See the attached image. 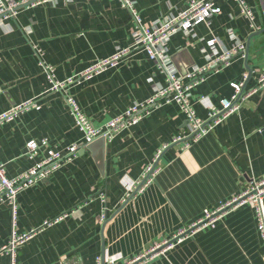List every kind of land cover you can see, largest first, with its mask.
Returning <instances> with one entry per match:
<instances>
[{"label": "crops", "instance_id": "1", "mask_svg": "<svg viewBox=\"0 0 264 264\" xmlns=\"http://www.w3.org/2000/svg\"><path fill=\"white\" fill-rule=\"evenodd\" d=\"M244 1L252 8L257 29L250 27L235 0H215L218 13L187 34L174 33L166 43L177 74L184 76L205 64L206 40L217 38L220 52L233 45L230 31L245 42V56L234 57L190 89V103L202 120L231 96V82H243L246 92L264 74V0ZM188 2L136 0L135 7L142 22L150 25L176 16ZM132 41L131 15L118 0L45 2L22 8L0 23V113L34 98L41 105L0 126V163L7 177L41 162L48 148L80 146L82 133L65 94L101 128L131 104L149 98L155 87L166 85V75L146 52L135 49L63 92H47L44 65L52 66L56 80H64ZM187 133L185 114L169 102L105 141L104 150L80 146L71 162L17 194L15 218L11 206L0 203V247L8 243L12 230L25 234L37 228L18 246L15 264H112L101 261L104 254H120L113 264H123L171 239L204 210L216 208L264 176V82L240 102L238 111L203 136L181 138ZM43 139L47 145L29 157L26 143ZM154 159L157 171L151 182L122 201L126 186L140 181ZM65 212L69 214L55 221ZM45 221L51 224L38 229ZM0 264H10L8 254H0ZM137 264H264L254 210L244 204L214 226Z\"/></svg>", "mask_w": 264, "mask_h": 264}, {"label": "built area", "instance_id": "2", "mask_svg": "<svg viewBox=\"0 0 264 264\" xmlns=\"http://www.w3.org/2000/svg\"><path fill=\"white\" fill-rule=\"evenodd\" d=\"M54 1L56 0H0V23H2V21L9 16H15V14H17V12L22 8H30L45 2ZM235 1L239 4L241 13L248 20L250 27L253 30L257 29L254 22L252 8L248 6L244 0ZM118 2L120 6L128 10L131 15L133 37L132 44L129 47L118 48L111 56L97 61L86 70L64 80H56L52 66L44 65L42 61H40V63L44 65V69L47 74L46 76L49 85L47 92H63L66 90L68 85L73 84L82 78H89L108 67L114 66L119 62V60L130 54L135 49L146 52L147 56L154 62L157 69L166 75L167 82L163 87H155L153 94L149 98L143 102L131 104L122 114H119L112 120L108 121L107 124L101 128L95 127L92 124L73 96L64 93V100L68 110L74 119L75 125L82 133V142L80 146H86L100 137H103L105 141H110L126 127L136 124L151 110L169 102H175L178 104L180 110L187 118L188 133L187 135L181 136V138L187 137L189 139L191 138V140H196L210 131L215 125L220 123L230 114L238 111L240 102L251 93L255 92L259 87H261V83L264 82L263 74L259 79V83L246 92H243L242 90L243 82H231L230 86L233 90L232 94L229 98L221 100L220 108L212 107L209 112L208 120L198 118L190 103V89L201 81L206 74L210 72H217L222 67L228 65L234 57L245 56L244 40H240L237 38L235 32L230 31L229 36L234 41L233 45L230 48L223 49L221 52L216 46V43L218 42L217 38L206 40V49L202 50L205 55V64L202 66H196L191 71H188L184 76H180L177 74V71L166 51V43L174 33L182 31L187 34L195 25L201 22H206L212 15L218 13L219 8L216 6L215 0H189L187 7L176 16L164 22H154L150 25H146L142 22L135 7L136 0H118ZM36 50L37 53L40 52L39 49ZM40 107L41 105L36 98L16 104L0 113V126L3 123L12 120L24 111L29 109L38 110ZM179 139V137L174 139V142ZM47 143L48 141L46 139H43L40 142L29 140L26 143V154L29 157L37 155L39 148L41 146H46ZM80 146L74 143L68 146L65 151H57L48 148L46 150V155L41 162L16 177H7L5 174L4 164L0 163V203H8L12 208V214L15 218L17 194L37 182L46 179L60 167L71 162L76 156ZM156 159H154V162ZM154 162L146 167L140 181L132 182L126 186V194L125 197L122 198V201H124L125 198H127L135 190L143 179L146 178L139 190H142L144 186L151 182L152 176L157 171L156 166L153 168ZM99 197L104 200V193L100 192ZM244 204H249L254 210L256 227L264 245L263 176L259 180L252 181L245 190L235 194L229 200L221 203L216 208L204 210L201 218L180 228L171 239L154 245L148 250V252L131 260H126L123 264H137L149 255L159 252V250L164 251L165 249L172 247L176 242L192 236L195 232L208 226H214L215 222L225 213ZM68 214L69 212L61 214L55 221L62 219ZM104 217L105 216H102V218ZM50 224V222L45 221L40 227H38V229ZM36 229L25 234H16V232L12 230L8 243L0 247V254H8L10 257V264H15V255L18 246L23 241L28 239L36 231ZM120 258V254H104L101 261L113 264Z\"/></svg>", "mask_w": 264, "mask_h": 264}, {"label": "water", "instance_id": "3", "mask_svg": "<svg viewBox=\"0 0 264 264\" xmlns=\"http://www.w3.org/2000/svg\"><path fill=\"white\" fill-rule=\"evenodd\" d=\"M104 144H105V140H104V138L103 137H100V138H98V139H96V140H94L93 142H91V143H89V144H87V148L89 149V150H91L92 152L94 151V149H95V147L97 146V145H99L101 148H103V150H104ZM101 155H103V151H101L100 152V156H99V158L101 159ZM97 156V155H96ZM156 161L154 162V164H153V168L156 166ZM148 177V176H147ZM146 180V178L145 179H143L139 184H138V186L135 188V190L127 197V200L126 201H128V200H130L137 192H138V190H139V188L143 185V183H144V181Z\"/></svg>", "mask_w": 264, "mask_h": 264}]
</instances>
